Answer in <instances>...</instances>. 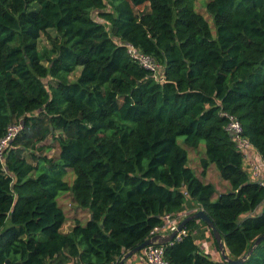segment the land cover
Here are the masks:
<instances>
[{
    "label": "trees",
    "instance_id": "trees-1",
    "mask_svg": "<svg viewBox=\"0 0 264 264\" xmlns=\"http://www.w3.org/2000/svg\"><path fill=\"white\" fill-rule=\"evenodd\" d=\"M195 1L0 0V141L21 126L0 149V264H118L187 204L204 210L231 259L264 233V188L222 115L264 160V0H209L211 24ZM201 142L199 177L187 148ZM211 165L229 184L215 199L203 179ZM65 192L88 211L68 232ZM198 221L164 245L165 259L230 264L196 242ZM242 264H264V239Z\"/></svg>",
    "mask_w": 264,
    "mask_h": 264
},
{
    "label": "built area",
    "instance_id": "built-area-1",
    "mask_svg": "<svg viewBox=\"0 0 264 264\" xmlns=\"http://www.w3.org/2000/svg\"><path fill=\"white\" fill-rule=\"evenodd\" d=\"M126 46L130 57L136 60L141 67L149 70L156 79L162 81V77L159 73L160 67L152 57L140 52L133 45L127 44ZM222 115L227 118L225 128L232 134L236 147L242 154L243 161L244 159H247V167L245 169L247 170L250 179L264 188V160L255 150L248 138L242 135V127L236 117L226 113H222ZM20 128V125H11L8 128V133L0 141V149L7 146L9 140L13 138L15 133L19 131ZM198 209L199 208L196 207L190 211H184L177 215H164L162 224L155 226L152 229L151 236L157 233L168 234L176 230L177 225L183 217H185L188 213L197 211ZM186 234L187 231L184 228L178 230L174 240L169 243L172 244L173 241H180ZM139 254L141 255V260L144 264H171L164 257V245H148L144 247Z\"/></svg>",
    "mask_w": 264,
    "mask_h": 264
},
{
    "label": "rangeland",
    "instance_id": "rangeland-1",
    "mask_svg": "<svg viewBox=\"0 0 264 264\" xmlns=\"http://www.w3.org/2000/svg\"><path fill=\"white\" fill-rule=\"evenodd\" d=\"M209 0H196L195 1V8L198 12L202 13L204 15V17L210 22V24L212 23V19H211V16L208 15V13H206V10H205V7H206V3L208 2ZM142 8V6L138 7L137 8V11H139L140 9ZM146 8V7H145ZM41 46H47V47H50V44L49 42L47 41L46 37L44 35L41 36V39H40V47ZM80 67L77 68L75 70V72H73L71 75H70V79L73 80L79 73L80 71ZM178 142L180 144L183 145V137H180L178 138ZM46 144H52L53 145V149L51 150H46L45 153L47 155H53L57 152L58 150V147H57V143L51 139H47L46 140ZM184 146V145H183ZM188 149V165L195 170L196 174L200 176V171H201V166H200V157H202L204 155V144L201 142L199 147H197L196 149H191V148H187ZM243 167L244 169L247 167V159H244L243 161ZM209 176L207 179H204V182H212V184H214V186L216 187V192L214 194V199L217 197V194L223 191H226L228 190L229 188H224V183L222 181H220L219 179V175H218V171L217 169L213 166H210L209 167ZM211 176V177H210ZM66 180H68L69 182L72 181L73 177L71 175H69V178H68V175L65 177ZM217 180V182H216ZM220 182V184L218 183ZM228 184L227 181H224ZM229 186V184H228ZM57 201H58V204L62 207L64 213H65V216H66V220L64 222V224L62 225L61 227V231L62 232H68L72 225H73V219L74 218H78L80 219L81 223H84L87 219H88V211L87 210H83L81 208H77L73 202V199L70 195L69 192H65V193H61L58 197H57ZM196 230H195V234H196ZM208 234L207 235V240L206 241V244L202 243V242H198V244H204V246H207V249L206 251H209L211 257H213L215 260H219L220 259V252L218 251V249H216V246L213 242V239H212V236L210 235V232L208 230ZM209 245V246H208ZM139 254V253H138ZM136 254V255H138Z\"/></svg>",
    "mask_w": 264,
    "mask_h": 264
},
{
    "label": "water",
    "instance_id": "water-1",
    "mask_svg": "<svg viewBox=\"0 0 264 264\" xmlns=\"http://www.w3.org/2000/svg\"><path fill=\"white\" fill-rule=\"evenodd\" d=\"M190 219L200 220L202 221L212 232L213 238L215 239L218 250L220 252V256L224 261H227L230 264H242L246 258L252 253L253 249L264 239V233L259 235L253 242L252 246L249 248V250L242 255L241 257L237 259H231L228 254L226 253V249L224 247V243L221 239V235L211 219L207 216V214L202 209H198L196 212H193L189 215H187L184 219L180 221V223L177 225L176 230L168 233V234H154L135 246L134 248L128 250L125 252V254L122 256V258L119 260L118 264H124L126 260H128L131 256L139 252L144 247L151 245V244H157V245H165L169 243L176 235L177 231L182 229L183 225Z\"/></svg>",
    "mask_w": 264,
    "mask_h": 264
},
{
    "label": "crops",
    "instance_id": "crops-1",
    "mask_svg": "<svg viewBox=\"0 0 264 264\" xmlns=\"http://www.w3.org/2000/svg\"><path fill=\"white\" fill-rule=\"evenodd\" d=\"M211 166H213V165H211ZM209 169V168H208ZM208 176H209V170H207V172H206V175H205V178L204 179H207L208 178ZM211 177V176H210ZM219 177V176H218ZM219 179H220V181H222V179L219 177ZM216 182H217V180H216ZM223 183H224V188H229V186H228V184L226 183V182H224V181H222ZM209 183H212L211 181L209 182ZM219 184H220V182H218ZM214 185V184H213ZM216 188V187H215ZM221 192V191H220ZM190 204H187L186 205V207L182 210V212H184L185 210H190V209H193V208H195V206H192L191 208H190V206H189ZM181 212V213H182ZM185 212H187V211H185ZM197 232H196V234L194 233V236H195V238H196V242H204L205 240H207V235H209L208 234V228H206V225L205 224H203V223H201L200 221H198L197 223H196V225H195V228H194ZM202 243L201 244H199V246H202ZM209 246V245H208ZM202 248V247H201ZM203 249L206 251V249H207V246H204L203 247ZM124 264H144L143 263V261L141 260V255L140 254H138V255H133L131 258H129L128 260H126L125 262H124Z\"/></svg>",
    "mask_w": 264,
    "mask_h": 264
},
{
    "label": "clouds",
    "instance_id": "clouds-1",
    "mask_svg": "<svg viewBox=\"0 0 264 264\" xmlns=\"http://www.w3.org/2000/svg\"><path fill=\"white\" fill-rule=\"evenodd\" d=\"M195 212H196V211H195ZM192 213H193V212H192ZM189 214H191V213H188L187 215H189ZM187 215H186V216H187ZM186 216H185V217H186ZM185 217H183L182 219H184ZM182 219H181V220H182ZM179 223H180V222H179Z\"/></svg>",
    "mask_w": 264,
    "mask_h": 264
}]
</instances>
